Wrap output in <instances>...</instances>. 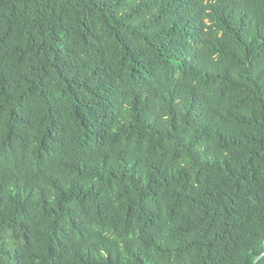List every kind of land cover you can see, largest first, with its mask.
Wrapping results in <instances>:
<instances>
[{"label": "trees", "instance_id": "trees-1", "mask_svg": "<svg viewBox=\"0 0 264 264\" xmlns=\"http://www.w3.org/2000/svg\"><path fill=\"white\" fill-rule=\"evenodd\" d=\"M0 264H264V0H0Z\"/></svg>", "mask_w": 264, "mask_h": 264}]
</instances>
